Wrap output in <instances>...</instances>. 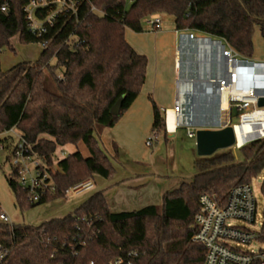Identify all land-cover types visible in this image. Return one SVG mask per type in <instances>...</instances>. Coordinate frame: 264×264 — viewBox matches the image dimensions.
<instances>
[{"label": "trees", "instance_id": "1", "mask_svg": "<svg viewBox=\"0 0 264 264\" xmlns=\"http://www.w3.org/2000/svg\"><path fill=\"white\" fill-rule=\"evenodd\" d=\"M76 1L75 11L57 14L38 36L29 29L24 11L30 0H0V53L15 50L14 37L23 43L47 41L37 61H22L7 70L0 63V132L16 127L34 144L51 167L55 185L52 194L31 203L12 167L8 183L22 209L62 199L69 186L84 178L116 175L96 125L115 126L146 81L148 57L127 41L128 29L143 32V21L151 14L170 15L176 30L221 39L247 58L253 55L256 26L264 39V0ZM4 3L7 11L1 10ZM55 7H40L35 15L42 20ZM119 98L121 112L115 115L111 108ZM151 101V132L167 137L164 114ZM11 139L1 138L8 144ZM67 144L84 145L89 155L77 149L59 159L54 169L57 147ZM238 150L241 161L232 148L200 156L197 172L168 190L159 205L113 212L104 190H98L73 211L41 225L0 220V244L8 250L0 264H114L118 257L124 264H203L205 248L192 240L199 195L207 192L224 202L234 185L252 182L264 169V138ZM261 190L264 194V179ZM131 250L138 255L128 257Z\"/></svg>", "mask_w": 264, "mask_h": 264}, {"label": "built area", "instance_id": "2", "mask_svg": "<svg viewBox=\"0 0 264 264\" xmlns=\"http://www.w3.org/2000/svg\"><path fill=\"white\" fill-rule=\"evenodd\" d=\"M49 4H55V9L46 18L38 19L35 15L36 9ZM76 4V0H30L24 7L29 29L38 36H42L47 31V24L52 25L57 14L75 11ZM1 10L7 11L6 3L1 6ZM162 21V15L158 13L151 14L145 19L153 31L162 28ZM179 32L180 46L177 62L180 91L171 109H161L164 114L166 132L174 134L179 127L185 126L188 137L196 138V132L200 129L196 126L201 123L195 122L199 117L202 124H205L201 128L222 129L232 125L234 133L236 124L251 122V125L257 129V136L248 139L242 145L236 139L232 146L236 149L253 140L264 138V127L259 128L260 122L250 120L248 117L264 112V107L258 106L259 100L264 98V62L251 61L250 58L241 56L223 40L224 48L215 44H194V41L198 40L196 34L189 31ZM42 44L46 45L47 41ZM195 63L198 64L201 72V76L197 79L192 77L190 69ZM193 80L197 83L195 92L189 90L187 82ZM226 92H229L228 106L224 107L223 98ZM197 105L202 108L198 117L195 111ZM251 105L253 109L245 111ZM234 109L239 113L240 121L232 124ZM171 112L176 120L173 128L169 123ZM16 130L18 129L13 127L8 131L0 132V149L9 148L10 162L17 170L19 185L28 193L31 203L38 204L43 197L55 191L50 166L36 151L34 144L24 138L19 130L17 140L13 138L12 135ZM6 136L12 138L10 144L1 140ZM158 136L157 132H150L146 144L151 146ZM66 155V152H62V156L59 154V159ZM95 185L93 178L82 179L65 190L64 199H72L91 191ZM258 215V201L253 181L234 185L224 202L210 193H201L199 210L194 215L192 224L194 230L192 240L205 248L203 264H264V214L260 225ZM0 220L11 223L4 211L0 212ZM234 220L243 221L248 226L235 225L231 222ZM231 243H235L236 247ZM254 244H258L257 248L250 251L238 248L239 245L254 246ZM7 253L8 250L0 244V263ZM137 255L136 250H131L127 254L130 258ZM113 263L124 264L125 259L118 257ZM127 263L131 264V261L128 260Z\"/></svg>", "mask_w": 264, "mask_h": 264}, {"label": "crops", "instance_id": "3", "mask_svg": "<svg viewBox=\"0 0 264 264\" xmlns=\"http://www.w3.org/2000/svg\"><path fill=\"white\" fill-rule=\"evenodd\" d=\"M172 26L174 28H171ZM171 27L166 30L161 28L158 31H148L147 25L143 32H135L131 29L126 31V39L131 46L138 53L149 56L151 51L141 41L145 32L154 33L153 56L155 59L151 61L146 55L148 57L146 81L140 94L124 112L118 123L113 127L96 125V136L102 148L107 149L124 166L122 177L112 183L103 182L104 188L101 189L104 190L109 207L113 212L126 211L125 208H131V206L136 207L130 210H136L151 204L159 205L163 195L173 188L169 183L168 175L160 173L154 153L148 156L143 152L139 155L134 151L137 145L143 144V139L151 132L154 121L151 98L161 109H171L180 91L177 62L180 32L176 30L174 20ZM159 46L167 49L166 52L163 51L164 53L161 54ZM76 149L75 145L67 144L58 146L56 153L69 154ZM79 150L85 156L88 154V149L84 145H80ZM106 180L111 179L103 181ZM60 201L64 202L65 199L62 198Z\"/></svg>", "mask_w": 264, "mask_h": 264}, {"label": "rangeland", "instance_id": "4", "mask_svg": "<svg viewBox=\"0 0 264 264\" xmlns=\"http://www.w3.org/2000/svg\"><path fill=\"white\" fill-rule=\"evenodd\" d=\"M162 19H163L162 29L166 30L168 27H171L174 17L170 15L162 14ZM143 27L146 30L147 23L145 21H143ZM171 28H174V26H172ZM147 30L153 31L150 29L149 26ZM196 35L198 37L207 36L200 33H196ZM207 37H211V36H207ZM142 38L143 39L141 43L144 46H146L149 49V51H151L150 56L148 54L146 55L150 57L152 61L155 59L153 56L154 48H155V42H154L155 35L152 32L151 33L145 32ZM12 42L15 50H12L10 48H4L0 53V63L2 69L4 70L9 69L22 61H31V62L37 61L43 50L42 43H23L20 42L17 37H14ZM253 46H254V51H253V55L249 57L250 60L256 62H264V39L262 37L259 26L255 27V31L253 35ZM159 47L161 54L166 52L167 49L165 50L164 47L162 46ZM193 59L195 60V58ZM190 69L192 71L191 72L192 77H194L195 79L201 76L200 67L198 66L197 63L193 64ZM60 77L63 78L61 74ZM252 109L253 106L251 105L249 108L245 109V111H249ZM200 110H202V108L197 105L195 108L196 116L199 114ZM239 121H240V115L234 109L232 113V124L239 123ZM195 123L197 124L201 123L198 124L199 126H196L199 128L204 127L205 125L202 124L203 122L200 121L199 117L197 118ZM18 134H19L18 130H16V132L13 133L12 136L15 140H17L18 138ZM148 135L145 136V139H143V144L139 146L136 144L137 146L135 147L134 151L139 155H142L143 152L148 156H150L151 153H154L155 162L160 168L159 170L160 173H165L166 175H168L169 183H171L172 187H175L178 181L179 184L183 179L191 178L197 172L196 161L200 156L197 153L196 138L188 137L187 128L185 126L179 127L177 132L174 134H167V137H165L164 133H160L152 147L147 146L145 144V140L147 139ZM42 136L51 139V136L48 134H44ZM76 148L79 149V146L78 147L76 146ZM231 148L235 152L237 160L241 161L243 159L242 152L234 147ZM224 150L226 149L219 150L218 152H222ZM104 151L112 159L116 168L118 169V174L114 178H112L111 180L103 181L105 179L101 177H96L95 178L96 185L93 190L88 191L72 199L65 198L64 202H61L60 199H58V200L42 203L34 207H25L22 209L19 206V204H17L15 194L8 183V178L12 176V165L9 158L10 155L9 148L6 147L0 149V206L2 208V211H4L9 216L11 223L21 224V225L27 224L34 226L41 225L42 223L49 221L53 218L62 217L67 213L73 211L77 206L85 202L92 194H94L98 190L103 189L104 188L103 182L112 183L122 177L124 170L123 163L119 159H115L107 149H104ZM87 155H89V152ZM60 156H62V153L60 154ZM59 158H60L59 154L54 155V159H53L54 169L58 168ZM263 179H264V169L260 172V174L257 177H255L252 180L254 192L258 201L259 225L263 221V214H264V194L262 193L261 190ZM134 207L136 206H131V208H125V209L126 211H129L130 209H134ZM231 222L239 226H248L245 225L244 222L240 220H234ZM231 245L236 247L235 243H231ZM257 245L258 244H254V246L239 245L238 248L244 251L246 250L250 251L252 249L257 248Z\"/></svg>", "mask_w": 264, "mask_h": 264}, {"label": "water", "instance_id": "5", "mask_svg": "<svg viewBox=\"0 0 264 264\" xmlns=\"http://www.w3.org/2000/svg\"><path fill=\"white\" fill-rule=\"evenodd\" d=\"M205 39L210 44H215L224 48L225 44L221 39H212L211 37H198V39ZM259 107H264V98L258 102ZM122 107V98L112 106L111 112L119 115ZM236 137L232 125L226 126L222 129H205L200 128L196 132V148L199 156H211L215 152L231 148L235 143Z\"/></svg>", "mask_w": 264, "mask_h": 264}, {"label": "bare ground", "instance_id": "6", "mask_svg": "<svg viewBox=\"0 0 264 264\" xmlns=\"http://www.w3.org/2000/svg\"><path fill=\"white\" fill-rule=\"evenodd\" d=\"M194 44H210V42L208 40L205 39H198L196 41H194ZM210 46V45H209ZM188 82V86H189V90L192 92V90L195 92V88L197 83H195V81H187ZM185 82V83H187ZM231 84H232V78H231ZM195 85V86H194ZM193 88V89H192ZM229 92H226L223 98V106L227 107L228 106V97ZM248 117H250L251 119L254 120H258V123L260 122L259 128L264 127V112H259V113H255L254 115H249ZM169 123L171 128H173V126L176 124V120L175 117L173 115V112H171L170 117H169ZM257 129L256 127L251 125V122L249 121H245L243 124H236L235 125V134H236V139L237 142L242 145L243 143H245L248 139H251L252 137H256L257 136Z\"/></svg>", "mask_w": 264, "mask_h": 264}]
</instances>
